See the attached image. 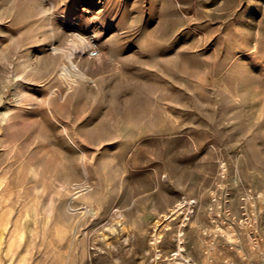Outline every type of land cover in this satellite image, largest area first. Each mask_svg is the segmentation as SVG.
Segmentation results:
<instances>
[{
  "label": "rangeland",
  "instance_id": "obj_1",
  "mask_svg": "<svg viewBox=\"0 0 264 264\" xmlns=\"http://www.w3.org/2000/svg\"><path fill=\"white\" fill-rule=\"evenodd\" d=\"M0 264H264V0H0Z\"/></svg>",
  "mask_w": 264,
  "mask_h": 264
},
{
  "label": "bare ground",
  "instance_id": "obj_2",
  "mask_svg": "<svg viewBox=\"0 0 264 264\" xmlns=\"http://www.w3.org/2000/svg\"><path fill=\"white\" fill-rule=\"evenodd\" d=\"M66 76V75H65ZM66 79V81L67 82H76V80L75 79H73V78H70L69 76H67V78H65ZM186 205H191V201H187V200H181L180 202H178L176 205H175V207L174 208H172L171 209V215H173V214H175L176 212H178L179 210H181L184 206H186ZM165 215V214H164ZM157 232V231H156ZM154 236H155V238H157L156 237V235L154 234ZM180 236V235H179ZM180 240V239H179ZM154 245V244H153ZM181 245V244H180ZM179 246V245H178ZM183 248V247H182ZM181 250V249H180ZM178 251V250H177Z\"/></svg>",
  "mask_w": 264,
  "mask_h": 264
},
{
  "label": "built area",
  "instance_id": "obj_3",
  "mask_svg": "<svg viewBox=\"0 0 264 264\" xmlns=\"http://www.w3.org/2000/svg\"><path fill=\"white\" fill-rule=\"evenodd\" d=\"M93 48H91L90 50H89V55L90 56H94V55H96L97 54V51L96 50H92Z\"/></svg>",
  "mask_w": 264,
  "mask_h": 264
}]
</instances>
